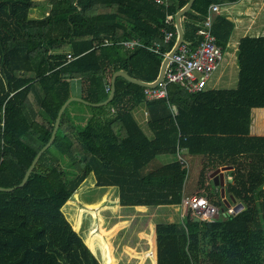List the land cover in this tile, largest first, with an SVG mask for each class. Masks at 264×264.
I'll use <instances>...</instances> for the list:
<instances>
[{
	"label": "trees",
	"instance_id": "trees-1",
	"mask_svg": "<svg viewBox=\"0 0 264 264\" xmlns=\"http://www.w3.org/2000/svg\"><path fill=\"white\" fill-rule=\"evenodd\" d=\"M162 1L0 0L1 188L22 182L75 81L78 97L96 105L108 100L117 72L147 84L158 78L177 39L175 15L188 2ZM223 1L195 0L181 17L186 45L199 46L209 7ZM233 30L226 17L214 19L222 51ZM163 31L176 36L163 43ZM132 39L160 42L159 51L127 48ZM236 57L234 89L190 94L170 84L167 100L147 102L143 87L118 77L114 99L91 107L87 125L65 110L24 186L0 191V264H102L63 213L91 176L95 187L117 189L124 207L181 206L196 192L220 210L211 221L188 209L158 223L156 264H264V135L251 130L253 111L264 109V36L241 38ZM139 110L146 131L134 116ZM183 155L201 162L188 193ZM224 167L232 171L223 197L207 182ZM228 205L243 208L228 214Z\"/></svg>",
	"mask_w": 264,
	"mask_h": 264
},
{
	"label": "crops",
	"instance_id": "crops-1",
	"mask_svg": "<svg viewBox=\"0 0 264 264\" xmlns=\"http://www.w3.org/2000/svg\"><path fill=\"white\" fill-rule=\"evenodd\" d=\"M248 0H232V2L223 1L222 3L218 4L220 6L227 5L230 16H232L239 25H241V30L243 33V37H248V32H253L254 35L249 37H259L262 36V33H264V0H249V3L246 4L244 11L239 12L236 8H239L240 4L242 2H246ZM253 4V5H252ZM218 16H223L220 11L219 13L214 15V19H216ZM227 18V17H226ZM213 19V20H214ZM231 21L230 18H227ZM233 22V21H232ZM234 23V22H233ZM235 27V25H234ZM68 46H63L62 49H67ZM224 52V51H223ZM232 60H236V55L232 54ZM221 66V63H220ZM219 66V67H220ZM219 69V68H218ZM217 69V71H218ZM216 71V72H217ZM215 72V73H216ZM214 73V75H215ZM213 75V76H214ZM212 76V78H213ZM211 80L207 84V89L213 90L215 89V84H219L225 76H222L219 78L216 83L211 85ZM73 88V96L78 97V91H79V83L75 81L72 85ZM92 106H88L85 104H82L80 102L74 101L68 104L66 107V111L68 113L69 118L72 119V121L82 127L87 125V123L90 121L93 113H92ZM259 120L256 123V129L253 131V135H264V114H258ZM136 120L143 126V129L146 131V113L143 110H139L134 114ZM165 161H170L171 157L164 158ZM232 171V168H227L226 171H224V168H221L220 174L224 177V185H221V182L219 180V175L212 174L208 178L207 185H212L215 187L216 190L222 193V190H224V193H222V196H225V187L227 186L229 182V175ZM216 173V172H215ZM230 182L233 183V181L230 179ZM112 189V188H111ZM264 189V186L262 187ZM105 196H112L113 197V203H119V191L117 190H106ZM193 192V191H192ZM198 193V189H197ZM192 195H196V192L192 193ZM105 197H103V200H100V203L104 202ZM91 204V203H90ZM235 205V204H233ZM111 204L106 201V209L111 208ZM230 206V205H228ZM232 206V205H231ZM234 207V206H233ZM114 208V207H113ZM115 206V211H119L120 209ZM132 208V207H131ZM134 208V207H133ZM108 210L107 212H102L100 219H99V239L100 241H104V246L107 249V252L109 251L110 255L115 257V263H113V259L111 258V261H108L109 264H156L152 260V255L155 254L154 248L157 252V245H156V234L153 232L152 227H155L158 223H160L161 220L166 221H177L182 216L183 212L181 211V206H160V207H135L134 212L132 213H116V212ZM156 215H163L162 219H157ZM139 217H143V220H146V225L141 228L139 231V235H136V240L133 236H125L124 234L127 233L128 229H130L133 224V220H137ZM196 218V217H195ZM113 221V224H112ZM135 240V241H134ZM101 242V243H102ZM91 248V247H90ZM156 259V254H155Z\"/></svg>",
	"mask_w": 264,
	"mask_h": 264
},
{
	"label": "rangeland",
	"instance_id": "rangeland-1",
	"mask_svg": "<svg viewBox=\"0 0 264 264\" xmlns=\"http://www.w3.org/2000/svg\"><path fill=\"white\" fill-rule=\"evenodd\" d=\"M249 3V0L245 3L242 2L239 6V8H236L237 11L243 12L246 4ZM253 5V4H252ZM228 6L222 5L220 7V13L227 18H230L231 21L234 22V30L231 34L229 43L227 45V48L223 52V58L221 62V66L219 67L218 71L215 73V75L212 78V83H216V81L221 78L222 76H225L223 81H221L219 84H215V89H234L237 86L238 81V66L236 60H232V57L236 55V49L237 45L239 43V40L243 38V33L241 30V25H239L232 16L229 15L227 12ZM36 14H33V16ZM248 37L254 35L253 32H248ZM262 36H264V33H262ZM264 114V109H256L253 111L252 114V129L253 131L256 129V123L259 120L258 114ZM183 158L186 160L188 164V179L186 183V193L189 192L190 188H194L199 183V172H200V159L197 158H189L186 155H183ZM63 162V160H61ZM67 173V176H71L70 172H68V167H64ZM94 177H90L87 181H85L84 186L66 203V205L63 207V213L67 220H69L75 227L76 231L83 237L84 241L87 242V244L91 247L94 255L96 258L102 263V264H109L108 261H111V258L113 259V263H115V257L110 255L109 251L107 252V249L104 246V241H100L99 239V219L102 212L115 211V206L119 208V211H115L118 213H133L134 208L132 207H124L121 206L119 203H113V197L112 196H105L106 190H116L115 188H97L94 186ZM103 197H105L104 202L100 203V200H103ZM106 201L110 203L112 206L110 209H106ZM91 203V204H90ZM114 207V208H113ZM116 208V209H117ZM181 211L183 214H185L188 209L181 207ZM157 219H162L163 215H156ZM165 221L161 220L160 222ZM113 224V221H112ZM133 226L128 229L127 233L124 235L127 236H133L136 240V235H139L140 229L148 225L146 223V220H143V217H139L136 221L133 220L132 222ZM153 232H155V227H152ZM134 240V241H135ZM102 242V243H101ZM155 254L156 250L154 248ZM155 254L150 256L152 257V260L156 262ZM133 264V262H131ZM149 264V263H148Z\"/></svg>",
	"mask_w": 264,
	"mask_h": 264
},
{
	"label": "built area",
	"instance_id": "built-area-1",
	"mask_svg": "<svg viewBox=\"0 0 264 264\" xmlns=\"http://www.w3.org/2000/svg\"><path fill=\"white\" fill-rule=\"evenodd\" d=\"M156 2L164 4L162 0H156ZM220 7L218 4H212L209 7L198 31V35L201 37L199 46L190 48L185 43L180 44L168 61L163 79L154 87L144 88L143 95L147 102L167 100V87L170 84H177L190 94L201 93L207 89L208 82L219 68L223 58V51L217 44L213 31L214 15L219 13ZM170 20L171 17H167L166 22ZM163 32V43L169 42L176 36L173 31ZM123 44L127 48L144 46L154 52H158L160 47V42L146 45L136 39L124 41ZM68 58L71 59L69 54ZM173 110L172 112L175 113ZM179 160L187 168V163L181 156H179ZM181 207L192 210L193 215L203 221L215 220L220 213V210L211 205L206 198L197 195L184 196L181 199ZM235 208L236 206H228L227 213L235 214Z\"/></svg>",
	"mask_w": 264,
	"mask_h": 264
},
{
	"label": "water",
	"instance_id": "water-1",
	"mask_svg": "<svg viewBox=\"0 0 264 264\" xmlns=\"http://www.w3.org/2000/svg\"><path fill=\"white\" fill-rule=\"evenodd\" d=\"M194 3H195V0H188L187 4H186L181 10H179V11L176 13V15H175V27H176V32H177V39H176L175 44H174V46L172 47V49H171V50H170V51L164 56V59H163V61H162V63H161V68H160V72H159L158 78H157L153 83H151V84L143 83V82H141V81H138V80H136V79H133L132 77H130L129 75H127V74L124 73V72H117V73L114 74V77H113V80H112V85H113V87H112V91H111V94H110V96H109V98H108V100H107L106 102L101 103V104H96V105H95V104H90V103H88V102H85V101H83L82 99L77 98V97H74V96L71 97L70 99H68V100L63 104V106L60 108V110H59V112H58V114H57V118H56V121H55V124H54V128H53V130H52V133H51V136H50L49 141H48L45 145H43V146L38 150V152L36 153V155H35L33 161L31 162V164H30L29 167L27 168V171H26V173H25V175H24V177H23L22 182H21L18 186L14 187V188H8V189H7V188H1V187H0V191H2V192H13L14 190H16V188H20V187L24 186V184L26 183V181H27V179H28L30 173L33 171V168H34L36 162L38 161L40 155H41V154H42V153H43V152H44V151H45V150L51 145V143L53 142L54 137H55V134H56V131H57L58 126H59V120H60V117H61L62 113L65 111V109H66V107L68 106L69 103L74 102V101H77V102H80V103H82V104H85V105H88V106H92V107H94V106H106V105H108V104L114 99L115 91H116V90H115V80H116V78H118V77H123L125 80H127V81H129V82H131V83H133V84L139 85V86H141V87H143V88H145V87H154V86H156V85H157V84L163 79V77H164V74H165V71H166V68H167L168 61H169L170 57H171L172 54L177 50V47H178L180 44L184 43V32H183V29H182V26H181V17H182L185 13L189 12L190 10H192ZM227 168H228V167H224V171H226ZM220 171H221V170L217 171L215 174H216V175H217V174L219 175V180H220V182H221V185H224V177H223L222 174H220ZM222 193H224V190H222ZM242 208H243L242 205H238V206H236V208H235L236 213H238L239 211H241ZM196 220H197V221H200V218L196 217Z\"/></svg>",
	"mask_w": 264,
	"mask_h": 264
}]
</instances>
